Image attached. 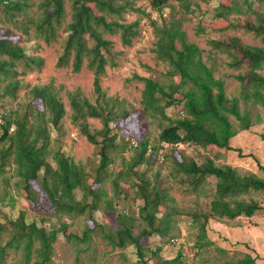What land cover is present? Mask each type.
<instances>
[{
  "label": "trees",
  "instance_id": "obj_1",
  "mask_svg": "<svg viewBox=\"0 0 264 264\" xmlns=\"http://www.w3.org/2000/svg\"><path fill=\"white\" fill-rule=\"evenodd\" d=\"M138 1L72 0L71 19L63 29V45L57 66L71 67L76 73L86 64L94 73V90L97 95L94 102L80 89L68 91L67 96L73 109V124L90 142L99 146L100 160L97 167L89 171L85 164L76 161L61 149L50 153L49 125L59 128L66 115V108L55 85L48 83L35 85L30 89L33 97L42 101L45 111H40L36 105L30 103L23 116H13L0 104L7 112L5 124L0 127V175L5 172L13 157L27 199L38 206L39 190L47 193L55 210L51 213L52 216L64 214L74 217L89 213L92 217L101 208L106 212H113L118 223L117 228L109 230L93 219V229L87 231L82 240L91 239L90 232L98 231L113 247L134 245L139 264H150L148 252L153 257L159 256L161 247L149 249L143 238L152 235L168 236L177 222L176 215L187 213L191 216L192 224L197 229L195 254L201 255L203 250L215 244L208 237L210 219L232 220L242 215L252 217L256 212L264 210V204L243 198L244 194L252 190L264 191V178L255 174L241 175L235 167L219 166L211 157L198 163L184 151H180L186 148H174L166 157L173 158L172 174L180 175V182L187 184L191 190L196 191L208 177L216 179L215 193L207 210L196 208L194 211H186L179 208L162 182L157 179L152 182L145 172H139L138 169L143 163L158 161L162 141L190 142L191 147H217L241 153L239 148L231 145V139L239 129H249L253 121L248 112L241 110L240 102L253 101L264 106V75L259 73L264 66V45H242L237 37H232L231 41L212 40L214 47L227 52L233 58L232 65L244 67L246 70L236 75L242 82L244 93L241 97H229L226 94L225 81L216 78L213 70L202 60L201 49L188 40L181 21L163 20L159 24L156 19H152L157 38L153 51L159 59L168 62L170 75L180 76V80L177 85L166 86L150 77H138L145 83L142 103L144 111L160 113L170 123L162 127L158 143L152 147L150 155L147 154L150 144L148 140H138V146L133 147L130 145L132 137L125 139L124 146H128L135 154L131 160H124L122 168L116 173L111 169V164L120 147V134L117 130L122 132L117 121L129 120L133 113L125 100L107 95L101 80L107 66L119 65L118 57L121 53L114 49V41L107 36L119 35L122 44L130 46L140 34V22H128L125 15L134 12L141 16H151L145 8L138 6ZM169 1L149 0L151 7L161 17ZM177 1L185 11H191L193 0ZM246 3L249 4L247 10L255 12L248 0ZM31 5L32 0H0V21L9 22L10 28L22 30L25 34H30V29L33 28L36 35L48 44L57 42L62 36L60 29L68 16L65 0H39L37 18L29 13ZM235 11H241L235 0H222L216 8L218 21L212 22L209 27L217 29L216 23L227 22L221 30L229 29L233 23L228 15ZM209 27L203 22L199 23L198 33ZM242 28L261 37L264 42V16L260 22L245 23ZM1 30L2 27L0 32ZM43 64L44 59L41 56L28 53L27 48L12 37H0V102L7 95L16 97L24 86L18 75L41 69ZM17 66H21L22 71ZM177 92H181L182 97H177ZM175 104L183 105L180 114L184 112V115L173 119L167 116L166 108ZM230 115L240 122L239 129L234 127ZM89 118L100 119L101 129H92ZM12 125L16 126L14 131L10 130ZM262 137L264 139V135ZM108 178L111 180L113 195H109L104 187ZM33 181L40 189L33 186ZM125 182L130 183L128 188L124 187ZM131 188H136V198L140 199L136 214L126 208L119 209L117 201L118 199L120 203L128 197ZM162 206L165 207L163 213ZM69 228L70 224L67 222H62L59 227L47 228L39 225L36 220H28L24 212L8 220V223L0 221V264H5L9 249L22 251V264H50L54 243L60 233L67 239L81 240ZM5 233L9 234L7 240L3 236ZM215 249L221 254L227 253L225 248ZM160 261L162 264H185V255L179 251L174 258H161ZM216 264L257 263L256 257L247 253L240 259H225Z\"/></svg>",
  "mask_w": 264,
  "mask_h": 264
},
{
  "label": "rangeland",
  "instance_id": "obj_2",
  "mask_svg": "<svg viewBox=\"0 0 264 264\" xmlns=\"http://www.w3.org/2000/svg\"><path fill=\"white\" fill-rule=\"evenodd\" d=\"M38 1L32 0V5L29 8V13L33 18H37L39 15ZM221 1L193 0L191 11L187 12L177 0H170L169 5L163 10V17H161L160 13L151 7L149 0H139L138 6L145 8L151 16H141L134 12L125 15L128 22L135 20L140 22V34L134 39L133 44L130 46L123 45L119 35L107 36L114 41V49L121 53L118 57V66H107L106 73L102 75L101 85L106 90L107 95L125 100L127 107L133 113L131 119L117 121L122 132L117 130L120 134L118 139L120 147L114 154V162L111 164V169L114 172L117 173L122 168L123 161L131 160L135 154L128 146H124L125 139L132 137L136 141L148 140L149 146L153 147L158 143L162 127L170 123V120L160 113L144 111L142 103L145 83L138 77H150L166 86L177 85L180 80V76L170 75L168 62L159 59L153 51L156 47L157 38L151 22L152 19H156L159 24H162L163 20L168 22L180 20L188 40L197 44L201 49L202 60L213 70L216 78L225 81L226 94L229 97H241L244 93L242 82L236 78V75L244 73L245 68L232 65L233 58L227 52L214 47L212 40L231 41L232 37H237L242 45L263 46L264 42L261 37L247 32L242 28V25L260 22L264 16V0H248L255 12L247 10L249 4L246 3V0H235L241 11H235L228 15L233 26L221 30L224 25H227V22H218L216 23L218 28L213 29L209 25L218 21L216 8ZM65 7L68 16L60 29L62 36L57 42L51 44L36 35L33 28L30 29V34H25L22 30L10 28L9 22L0 21V27H2L0 37H12L16 42L24 45L28 53L39 55L44 59L41 69H34L25 75H18L24 86L18 91L16 97L7 95L2 98L0 104L13 116H23L30 103L36 105L40 111H45L42 101L34 98L30 89L35 85L53 83L65 103L66 115L59 128L52 124L49 125L51 132L50 153L61 149L76 161L85 164L87 170L93 171L100 160L99 146L90 142L73 124L71 119L73 109L70 106L67 92L80 89L86 97L94 102L97 96L94 90V73L86 64L80 72L76 73L72 71L71 67L60 68L56 64L62 51L63 29L71 19L72 0H65ZM1 17L0 11V19ZM201 22L209 28L198 33V24ZM17 69L22 71L23 68L17 66ZM259 73L264 75V66L259 70ZM176 96L182 97L181 92H177ZM182 107V104H175L166 108L167 116L173 119L179 118ZM240 107L243 112H248L251 115L253 121V125L249 129H239L240 122L230 115L234 127L239 129V132L231 139V145L239 148L241 153L237 150L226 151L217 147L204 148L200 146H193L180 151H184L186 155L194 158L198 163H202L207 157H211L214 158L217 165H231L241 175L255 174L264 178V139L262 137L264 135V106L253 101L241 100ZM88 121L92 129H101L102 121L100 119L89 118ZM122 148L125 149L122 150ZM173 150L174 148L170 149L168 153H172ZM174 153L177 154V152ZM13 161L12 157L5 172L0 175V221L8 223V220L16 218L24 212L28 220H36L39 225H44L47 228L59 227L62 222H67L70 224L69 231L77 234L81 239H67L63 233H60L54 243L50 264H139L134 245L113 247L98 231L90 232L91 239L82 240L86 232L93 229V219L105 225L109 230L110 228H117L118 223L113 212H106L101 208L95 211L92 217L89 213L77 214L74 217L64 214L52 216L51 213L55 210L51 206L47 193L39 190L37 197L40 205L38 206L27 199L26 191L21 187V177L17 173V164ZM138 169L139 172H145L152 182L156 179L162 182V185L168 188L169 194L175 198L178 207L186 211H194L196 208L207 210L215 193L216 179L213 177H208L196 191L189 189L187 184H182L180 182L181 176L172 174L174 170L172 156H169L164 162L155 160L153 163H143L138 166ZM129 184V182L123 183L126 188L129 187ZM104 185L109 195H113L114 191L110 178L106 180ZM33 186L40 189L35 182ZM80 196L79 193L78 197ZM243 198L264 204V191L252 190L250 193L244 194ZM117 201L119 209L126 208L131 213H137L140 199L136 198V188H131L128 197L120 203L118 199ZM164 211L165 207L162 206L161 213ZM175 218L177 222L168 236L152 235L143 238L149 249L155 250L157 247H161L159 256L153 257L151 252H148L147 257L150 264H162L161 258H174L179 251L185 255V264H216L225 259H240L247 253L256 257L257 264H264V210L256 212L252 217L242 215L232 220L210 219L208 237L215 244L203 250L201 255L195 254L194 243L197 229L192 224L191 216L184 213L176 215ZM3 236L5 240L9 238L8 233ZM37 245L39 246V243H36ZM215 247L225 248L227 253L221 254ZM34 260L35 255L33 256ZM5 264H22V251L9 249Z\"/></svg>",
  "mask_w": 264,
  "mask_h": 264
},
{
  "label": "built area",
  "instance_id": "obj_3",
  "mask_svg": "<svg viewBox=\"0 0 264 264\" xmlns=\"http://www.w3.org/2000/svg\"><path fill=\"white\" fill-rule=\"evenodd\" d=\"M7 114V112L0 107V127H2L5 124V115ZM182 115H184V112H181ZM16 128L15 125H12L10 130L14 131ZM130 145L133 147L138 146V141H136L135 139H130ZM191 147L190 142H177V143H171V142H167V141H162L160 143V149H159V154H158V160L160 162H164L166 161L167 157L166 154L168 153V151L172 148H189ZM152 147L149 146L147 154L150 155V153L152 152Z\"/></svg>",
  "mask_w": 264,
  "mask_h": 264
}]
</instances>
